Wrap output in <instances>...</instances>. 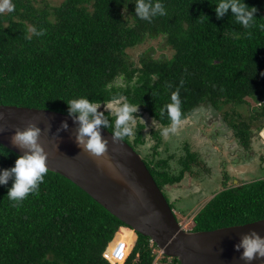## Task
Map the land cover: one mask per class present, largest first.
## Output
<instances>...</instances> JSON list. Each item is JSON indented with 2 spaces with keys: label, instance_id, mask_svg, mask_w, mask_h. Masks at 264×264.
<instances>
[{
  "label": "trees",
  "instance_id": "obj_1",
  "mask_svg": "<svg viewBox=\"0 0 264 264\" xmlns=\"http://www.w3.org/2000/svg\"><path fill=\"white\" fill-rule=\"evenodd\" d=\"M9 1V11L0 13V105L68 114L71 99L86 97L107 105L113 96L123 95L139 106L138 118L146 114L161 126L151 133L153 153L144 156L136 150L147 144L144 124L121 139L142 155L162 191L188 175L197 176L194 167L210 171L189 145L177 169L170 165L173 157H159L163 131L171 125L162 110L177 89L181 121L202 106L212 107L238 142L252 151V127L264 125V0H245L258 10L248 28L237 23L230 10L217 20V0H161L167 15L150 23L135 17V0H64L58 6ZM159 38L164 40L162 48L173 51L172 57L157 59L150 49L139 65L130 60L128 50ZM249 100L256 105L250 114L237 112L251 107ZM104 104L98 112L104 113L109 127H101L114 134L116 117ZM226 106L232 111H224ZM18 156L0 144V169L14 166ZM230 180L226 175L223 190L195 215L192 231L264 219V178L239 186H229ZM11 184L9 180L0 186V264H110L103 253L113 240L131 248L136 239L126 264L154 263L157 246L150 238H137L65 177L48 171L38 194L18 204L7 197ZM161 264L180 262L163 255Z\"/></svg>",
  "mask_w": 264,
  "mask_h": 264
},
{
  "label": "water",
  "instance_id": "obj_2",
  "mask_svg": "<svg viewBox=\"0 0 264 264\" xmlns=\"http://www.w3.org/2000/svg\"><path fill=\"white\" fill-rule=\"evenodd\" d=\"M29 124L40 129L38 142L47 155L48 171L80 187L137 238L138 234L150 238L164 256L180 264H246L234 245L251 231L264 237V219L213 231H186L143 157L129 143L101 127L107 151L102 157H92L77 146L79 124L68 114L0 105V144L23 155L11 137ZM251 264H264V260Z\"/></svg>",
  "mask_w": 264,
  "mask_h": 264
},
{
  "label": "rangeland",
  "instance_id": "obj_3",
  "mask_svg": "<svg viewBox=\"0 0 264 264\" xmlns=\"http://www.w3.org/2000/svg\"><path fill=\"white\" fill-rule=\"evenodd\" d=\"M37 1L41 4L45 1L52 6H58L64 0ZM9 4V0H0V13L8 12ZM163 45L164 40L161 38L148 40L143 45L128 50L127 53L135 65H139L141 55L150 49H153L157 59L163 54L172 57L173 51L169 48H162ZM249 102L251 107H239L237 112H243L248 116L250 110L256 106L252 100ZM224 111L231 112L232 106H226ZM221 117L220 112H216L212 107L202 106L191 117L182 121L175 132L169 131L167 135L163 134L162 143L157 149L161 153L160 158L173 157L170 165L177 169L180 166L179 159L186 155L185 149L189 145L192 151L198 153L205 161L203 162L210 167L209 172L204 170L202 165L194 167L197 176L188 175L181 183L172 188L168 186L163 190L164 195L174 207L178 221L186 231L193 230L195 215L216 193L223 190L226 175L231 178L229 186L233 184L239 186L264 178V125L262 127L260 123L253 125L255 144L252 151H248L234 137ZM138 123L145 125L143 135L147 144L143 147H136V150L140 154L142 152L144 156L147 153H153L152 148L156 142L152 139L151 133L153 130H158L160 125L146 114L135 121L134 128L139 125ZM133 248L134 245L131 247L132 251Z\"/></svg>",
  "mask_w": 264,
  "mask_h": 264
},
{
  "label": "clouds",
  "instance_id": "obj_4",
  "mask_svg": "<svg viewBox=\"0 0 264 264\" xmlns=\"http://www.w3.org/2000/svg\"><path fill=\"white\" fill-rule=\"evenodd\" d=\"M214 5L217 20L228 14L230 10L235 21L245 28L251 26L258 11L256 7H249L245 0H217ZM134 12L137 19L149 23L157 16L167 15L161 0H135ZM30 31L36 35H43L42 31L36 32L35 28H31ZM118 79L123 81V75ZM133 83H135L134 80ZM170 100L171 102L162 110V113L167 112L171 120L170 127L163 131L164 135H167L169 131L175 132L182 123L179 89L171 93ZM101 104L104 103L91 101L86 97L74 98L67 103L68 115L74 117V122L79 124L75 141L77 146L96 158L105 155L108 144L100 133L101 126L109 127V120L105 118L104 113L98 112ZM105 106L116 117L114 136L116 138L132 136L135 121L139 119L136 116L139 106L127 102V98L123 95L113 96ZM62 126L67 128L66 123ZM39 137L40 129L35 124H29L23 131H16L11 137V143L22 150L23 155L16 158L11 168L0 169V186L7 185L9 180L12 181L7 197L14 204L22 202L29 194H38L39 185L44 182L48 172L47 155L38 142ZM234 250L240 253L239 259L246 264H251L254 260H264V237L255 231L246 233L241 236L239 243L234 245Z\"/></svg>",
  "mask_w": 264,
  "mask_h": 264
},
{
  "label": "built area",
  "instance_id": "obj_5",
  "mask_svg": "<svg viewBox=\"0 0 264 264\" xmlns=\"http://www.w3.org/2000/svg\"><path fill=\"white\" fill-rule=\"evenodd\" d=\"M182 227L184 228L183 225ZM113 242L114 240L108 245L106 251L103 253V258L106 259L110 264H126L132 253V249L125 241H117L114 244ZM151 243L152 245L154 244L153 241H151ZM129 249L130 251L128 252ZM154 253L156 254V258L153 264H160L163 258L162 251H160L158 248H154Z\"/></svg>",
  "mask_w": 264,
  "mask_h": 264
},
{
  "label": "crops",
  "instance_id": "obj_6",
  "mask_svg": "<svg viewBox=\"0 0 264 264\" xmlns=\"http://www.w3.org/2000/svg\"><path fill=\"white\" fill-rule=\"evenodd\" d=\"M171 167H172V165H171ZM210 167L208 166V169H209ZM170 187V186H169ZM172 188V187H171ZM175 201H176V199H174ZM182 212H184L183 210H181ZM176 213V212H175ZM121 230H125V228H122ZM120 230V231H121ZM126 230H128V229H126Z\"/></svg>",
  "mask_w": 264,
  "mask_h": 264
},
{
  "label": "flooded vegetation",
  "instance_id": "obj_7",
  "mask_svg": "<svg viewBox=\"0 0 264 264\" xmlns=\"http://www.w3.org/2000/svg\"><path fill=\"white\" fill-rule=\"evenodd\" d=\"M197 110H198V109H197ZM197 110H196V111H197ZM196 111H195V112H196ZM195 112H194V113H195Z\"/></svg>",
  "mask_w": 264,
  "mask_h": 264
}]
</instances>
